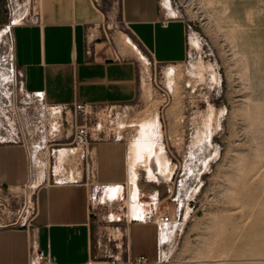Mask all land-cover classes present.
<instances>
[{
  "label": "rangeland",
  "instance_id": "1",
  "mask_svg": "<svg viewBox=\"0 0 264 264\" xmlns=\"http://www.w3.org/2000/svg\"><path fill=\"white\" fill-rule=\"evenodd\" d=\"M163 1V14L173 19L163 9ZM220 1L216 9L221 16L216 20L202 0H169L174 18L185 21L199 47L190 50L188 46L181 62L148 64L147 74L140 73V97L133 104L92 110L96 143L122 140L127 145L137 136L140 123L151 113L157 114V143L163 145L174 171L169 180L152 182L141 167L139 205L142 214L154 208L168 215L170 222L159 231L166 240L161 243L159 239L157 258L145 264H264V0ZM7 3L11 16H6L0 29L9 20L15 23L0 41V141H17V120L28 125L34 116L56 110L22 89L17 68L10 61L11 29L38 11L39 0ZM244 6L258 16L252 27L248 19L243 22L240 40L236 29L227 28L223 20L233 10L242 15ZM115 30L122 36L119 24ZM49 121L46 128L55 120ZM58 129L49 134L60 136L63 130ZM32 148L29 186L35 192L48 177V153ZM73 151L81 154L79 148ZM65 164L62 176H56L60 182L77 165L71 160ZM23 192L22 187L0 188V226L14 218ZM126 193L127 183L123 185L125 198ZM122 204L123 199L111 206L91 205L95 261L135 264L127 242V227L134 219H127ZM111 215L120 220L110 221ZM132 243L135 249V232Z\"/></svg>",
  "mask_w": 264,
  "mask_h": 264
},
{
  "label": "crops",
  "instance_id": "2",
  "mask_svg": "<svg viewBox=\"0 0 264 264\" xmlns=\"http://www.w3.org/2000/svg\"><path fill=\"white\" fill-rule=\"evenodd\" d=\"M0 0V26L6 21ZM42 24L29 21L11 29L13 61L21 87L49 105L80 103L102 107L130 105L140 97V63L125 35L148 57L149 66L183 61L188 53L184 20L168 19L160 0H39ZM113 23V26H108ZM119 24L124 31L116 30ZM113 30V31H110ZM93 180L103 185L127 182V143H93ZM85 173L75 183L49 179L35 190L34 230L0 226V264H27L35 242L54 264H105L95 261L92 208ZM29 182L28 155L19 143L0 142V188ZM129 256L153 262L159 253V231L153 223L128 227ZM135 232L136 248L132 235Z\"/></svg>",
  "mask_w": 264,
  "mask_h": 264
},
{
  "label": "built area",
  "instance_id": "3",
  "mask_svg": "<svg viewBox=\"0 0 264 264\" xmlns=\"http://www.w3.org/2000/svg\"><path fill=\"white\" fill-rule=\"evenodd\" d=\"M93 4H98V0H91ZM3 8L5 10L6 16L10 19V14L7 12L8 3L7 0H4ZM11 20H9L10 22ZM30 23L33 24H42L41 15L39 13H32L29 20ZM11 66L13 68H17L13 61V43L11 39V55H10ZM17 74L19 77V83L21 85V74L17 69ZM41 99V98H40ZM42 104L47 106V108L51 110L60 111V118L58 119L60 126L62 128V133L60 136L54 134V136L50 135L49 132L50 127L46 128L47 124L50 123L49 120H57L54 119L50 114H47L44 117L34 116L28 125H24L22 119L17 120V137L20 138L17 141L9 140V141H0V142H8V143H19L25 147V150L28 155V169H29V182L31 180V170H32V161H31V150L33 146L40 147V149H45L48 153V157L46 158V165L48 167L49 173L47 177V181L51 179L54 183H75L78 180L69 181L63 180L60 182L56 179V175L54 174V166H55V152L64 148L63 146H73L75 149H81V154L77 159V168L82 173H85V185L89 187V202L90 197L98 194V190L101 189V185L97 184L93 180V169L92 165L94 162V157L92 154L93 143H96V139L93 136L96 135L95 128L97 123H93L92 110L95 109V106H88L80 103L73 104H63V105H55L49 106L45 104L41 99ZM53 124V122H52ZM50 129V130H49ZM59 130V129H58ZM37 131L34 135H31L30 132ZM53 131V130H52ZM57 132V131H56ZM34 142V144H33ZM62 146V147H61ZM69 148V147H66ZM51 166V167H50ZM80 176V179H81ZM59 177V176H58ZM29 182L25 184L22 188L24 190L19 207L16 211V215L14 218L8 223L4 224L5 227L11 228H25L30 233L34 230V219L37 214V204L35 199V192L30 191ZM91 194V195H90ZM91 205V204H90ZM93 209V207L91 206ZM135 221V220H134ZM145 223H153L157 226L158 231L162 228L163 225L168 224L170 222V217L166 214H160L156 209L150 208L146 211L142 218L139 220ZM135 264H145L147 263L146 259L143 256L137 257L133 259ZM27 264H54L49 257L48 254L42 253L38 250L35 242L31 241L29 246V254ZM105 264H116L114 261L105 262Z\"/></svg>",
  "mask_w": 264,
  "mask_h": 264
},
{
  "label": "bare ground",
  "instance_id": "4",
  "mask_svg": "<svg viewBox=\"0 0 264 264\" xmlns=\"http://www.w3.org/2000/svg\"><path fill=\"white\" fill-rule=\"evenodd\" d=\"M203 3L210 8L211 13L216 17V20L220 19L221 12H218L216 9V4L220 3V0H202ZM202 3V2H201ZM163 9L173 15V18L176 16V12L171 8L169 0H164L161 3ZM251 6V4H250ZM250 7L243 8L242 15H238L235 10L225 18L224 23L227 28L230 30L236 29L238 39L242 40L243 30L245 27L244 23L246 19L250 21L251 27L256 22L258 13L254 10H249ZM249 10V11H248ZM225 13V10H224ZM15 22L10 21L9 24L5 25L0 29V41L7 35L8 30L11 28ZM188 46L190 50H196L199 45L197 38L194 33H188ZM123 40L128 44L133 52V54L138 58L142 74H147L149 61L145 56L135 47V45L123 35ZM199 50V49H198ZM240 52L244 55L243 48L240 49ZM235 55V54H234ZM201 65L199 66V68ZM202 70V68H201ZM166 76L169 77L170 71H166ZM144 84L142 83V87ZM51 115L54 119L60 118V111H52ZM159 121L157 118L156 112L151 113V115L145 119L139 125V132L137 136L132 139L127 147V197L123 195V185H103L99 194L90 197V204L95 206L96 204H102L104 206H111L115 202L123 199V204L121 209L124 208V213H126L127 219L137 220L142 218V210H140V197H139V187L137 185V178L139 175V169L143 168L146 177L148 180L155 182L162 180H169L173 174L174 168L169 163L168 159L165 156V150L162 144L157 143V138H159ZM60 124L57 121H54L51 128L55 131L58 129ZM73 150H77L73 147L69 148H60L55 152V166L54 174L56 176H62L63 168L66 170V162L71 160L75 161L77 164V159L80 154L75 153ZM154 168V170H153ZM81 176L80 170L77 166L75 171H68L67 179L69 181L79 180ZM110 221L120 220L115 215L109 216ZM128 231V230H127ZM159 239L161 243H164L166 240L165 233H159Z\"/></svg>",
  "mask_w": 264,
  "mask_h": 264
}]
</instances>
